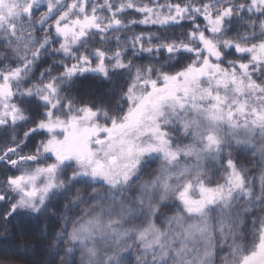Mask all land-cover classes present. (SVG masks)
<instances>
[{
  "label": "snow or ice",
  "instance_id": "6c2138e0",
  "mask_svg": "<svg viewBox=\"0 0 264 264\" xmlns=\"http://www.w3.org/2000/svg\"><path fill=\"white\" fill-rule=\"evenodd\" d=\"M14 235L0 264H264V0H0Z\"/></svg>",
  "mask_w": 264,
  "mask_h": 264
},
{
  "label": "trees",
  "instance_id": "16d2710c",
  "mask_svg": "<svg viewBox=\"0 0 264 264\" xmlns=\"http://www.w3.org/2000/svg\"><path fill=\"white\" fill-rule=\"evenodd\" d=\"M80 91L82 93H88L90 91H94L96 92L97 94H101L103 93V88L97 84L95 81H92L90 79H84L81 83V86H80ZM26 224L28 225L31 233H35V230L39 227V222L38 221H26ZM22 242V237L21 236H17V235H14L12 237H9L7 241H2L0 242V247H8L9 244H19ZM29 243L32 242L31 239H29L28 241Z\"/></svg>",
  "mask_w": 264,
  "mask_h": 264
}]
</instances>
